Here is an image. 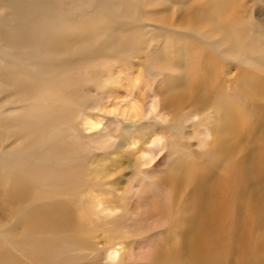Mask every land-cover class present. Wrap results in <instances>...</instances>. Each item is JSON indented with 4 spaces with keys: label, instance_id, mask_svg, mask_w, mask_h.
<instances>
[{
    "label": "bare ground",
    "instance_id": "bare-ground-1",
    "mask_svg": "<svg viewBox=\"0 0 264 264\" xmlns=\"http://www.w3.org/2000/svg\"><path fill=\"white\" fill-rule=\"evenodd\" d=\"M88 1L0 0V97H3L0 103V148L11 139L18 142L10 155L5 153L8 159L0 157V209H8L17 222L29 223L27 234L22 240L13 242L14 248L30 264H74L80 260L83 264H242L245 238L239 214L229 205L226 194L216 192L209 196L203 182L210 156H222L240 147V137L236 135L238 129L234 130V125L229 129L225 121L222 131L207 129L199 136L197 146L203 159L199 164L201 167L194 169L199 176H193L188 168L181 171L178 161L161 165L158 158L166 146H162L160 141L151 142L146 151L134 153L138 154L135 165L143 175L134 186L136 191L131 189L123 199L141 201L146 204L145 209L140 210L131 203L130 209L122 210L121 214L115 213L121 206L117 208L109 204L102 208L95 219L99 221L101 216L107 215L104 249L95 254L83 253L88 250L93 227L90 210L93 198L83 202L81 193L87 185L102 183L84 180L73 170L82 148L75 144L80 141L73 133L76 130L72 132L75 136L71 135V139L75 138L68 142L74 144L63 145V136L74 123L76 113H69L61 106L66 107L71 102L66 94L75 91L82 80L77 77L75 80L77 69L68 70L67 63L82 57L90 60L93 49L100 47L109 52L124 53V45L122 49L118 41L96 38L87 42L69 40L65 38L66 34L61 33L64 27L75 29L66 23V16L75 13L73 3L87 6ZM200 2L193 1L188 8L191 14L194 8H190ZM118 8L122 16L133 15L126 7ZM198 24L204 25L202 30L205 34L208 29L212 30L207 22L200 23L199 20ZM216 28L217 34H226ZM225 42L228 57H246L238 50L237 41L229 36ZM94 60L92 58L88 63L92 64ZM82 65L84 63L79 61L78 66ZM256 84L251 81L243 83L240 88L242 96L259 97L260 86L253 87ZM133 90L136 93H130L125 108L120 109L117 115L113 110L110 113L125 117L132 124L141 123L155 113L158 115L155 101L146 102L135 88ZM187 95L185 91L181 97L187 99ZM167 100L168 96L157 99V107L164 117L176 106L173 103L170 109L167 108ZM6 107L13 109L6 110ZM243 116V120L239 118L241 122L244 121ZM182 120L178 119L177 125ZM105 132L99 134L90 146L84 145V149H89V153L92 149L109 152L119 147L113 138L115 135ZM138 137L133 139L138 140ZM142 186L155 187L158 192L152 193L145 188L139 190ZM62 195L70 198L52 201V204L43 201L45 197L54 199ZM113 195L112 200L119 198ZM102 211L108 213L103 214ZM67 234L74 237L66 238ZM80 250L81 254H78ZM0 264L22 263L10 252L0 250Z\"/></svg>",
    "mask_w": 264,
    "mask_h": 264
},
{
    "label": "rangeland",
    "instance_id": "rangeland-1",
    "mask_svg": "<svg viewBox=\"0 0 264 264\" xmlns=\"http://www.w3.org/2000/svg\"><path fill=\"white\" fill-rule=\"evenodd\" d=\"M193 1L89 0L85 7L74 2L75 13L66 16V23L75 29L64 27L61 33L66 34L65 38L85 42L91 38L118 41L122 49L124 45V53L109 52L101 47L93 49L92 64L88 63L92 58L86 60V57L68 60V67L65 64L68 70L77 69L75 80H82L75 91L66 94L71 102L66 107L61 106L69 113H76L72 127L63 136V145L72 146L74 143H68L69 140L78 138L81 144L77 141L75 144L82 148L78 147L80 154L73 164L74 172L84 180L102 183L87 185L81 193L83 202L93 198L90 203L93 227L84 254L100 253L104 249L107 215L101 216L99 221L95 219L102 208L109 204L121 206L116 214L128 211L130 203L140 210L145 209L146 204L141 201L123 199L131 189L136 191L134 186L143 175L135 165L138 154L134 153L146 151L151 142L160 141L166 146L161 147L158 158L161 165L178 161L181 171L189 169L193 176H199L194 170L201 167L203 159L197 146L199 136L207 129L222 131L225 121L228 128L234 125V130L238 129L235 133L240 137V147L232 153L210 156L203 182L209 196L216 192L226 194L229 205L239 214L245 238L242 264H264V0H201L202 3L190 8H194L191 14L188 8ZM118 7H126L133 15L122 16ZM191 17L195 20L191 21ZM199 20L210 24L212 30L208 29L205 34ZM215 25L226 34H217ZM229 36L239 43L238 50L246 57L227 56L225 41ZM78 60L84 65L78 66ZM247 81L257 83L253 87L260 86L259 97L242 96L240 88ZM134 88L146 102L155 101L158 115L155 113L141 123L132 124L131 120L110 113L113 110L117 115L125 108ZM185 91L187 99L181 97ZM164 96H168L167 108L176 103L166 117L157 107V99ZM2 101L0 97V103ZM72 105L75 108L66 109ZM242 116L244 121L240 124ZM178 119L183 120L177 125ZM232 121L235 122L232 124ZM94 122L100 123L94 125ZM105 131L115 135L113 138L119 147L109 152L90 149L89 153V149H84ZM114 132H118L117 135ZM71 135L75 137L71 139ZM136 135L139 141L133 139ZM131 140L137 148L131 146ZM17 144L14 139L5 142L0 148V157L8 159L7 155ZM142 188L158 192L155 187L142 186L139 190ZM113 194L119 198L112 200ZM66 198L70 197H45L43 201L52 204ZM28 225L17 222L8 209H0V250L10 252L22 264L30 262L21 257L13 242L23 239ZM73 237L67 234L66 238ZM76 263L83 264L81 260Z\"/></svg>",
    "mask_w": 264,
    "mask_h": 264
}]
</instances>
